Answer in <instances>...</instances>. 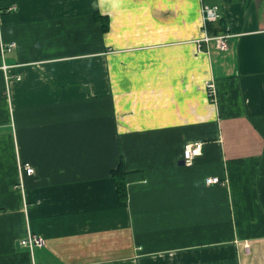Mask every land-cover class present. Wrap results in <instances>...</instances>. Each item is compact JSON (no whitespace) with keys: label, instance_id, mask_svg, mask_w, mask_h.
<instances>
[{"label":"crops","instance_id":"0c3cea01","mask_svg":"<svg viewBox=\"0 0 264 264\" xmlns=\"http://www.w3.org/2000/svg\"><path fill=\"white\" fill-rule=\"evenodd\" d=\"M118 3L186 43L115 104L101 87L98 108L74 71L109 46L92 13ZM204 7L226 52L198 44ZM14 145L34 169L21 197ZM28 230L42 247L20 245ZM0 264H264V0H0Z\"/></svg>","mask_w":264,"mask_h":264},{"label":"rangeland","instance_id":"374dc122","mask_svg":"<svg viewBox=\"0 0 264 264\" xmlns=\"http://www.w3.org/2000/svg\"><path fill=\"white\" fill-rule=\"evenodd\" d=\"M134 6L136 8V4H110L107 7V11H104L103 14L100 12L92 13L94 24L98 27V31L102 37L107 35L105 38L108 37L109 46L102 53V57L89 58L90 65L92 63L94 66L88 65L86 67H80L82 63L79 61L83 59H76L79 65L75 69L74 74H76L78 86H93L94 93H97V95H94L91 100H93V104L98 108L99 103L96 104L98 99L96 97L100 96L101 87H107L108 90H105L108 92L110 102L115 104L116 98L118 97V90L120 95L122 93L124 95H132L133 83L137 89L141 88L139 80H145L149 74L154 75L155 70L158 71L162 66H166L165 61L171 59L172 56H180L179 51L167 52L165 49H169L171 45L178 47L180 46L179 44L186 43L179 35H166V31L163 33L164 30L162 29L161 23L163 24L165 21L162 19V16L155 13L150 16L148 12L142 14L134 13ZM159 32L162 34H159ZM192 37L190 35L188 37L185 36V39L189 38V42H191ZM98 60L99 62L96 63L95 61ZM149 61H157L160 64H157L158 66L155 67H150L148 64ZM112 63L116 65L111 66ZM83 72L84 76L89 77L87 79L89 84L82 82L81 75H83ZM113 108L115 107L113 106ZM87 110L88 106L85 107V110L79 106L76 111ZM123 117L121 116V119ZM123 123L122 125L125 127H129L130 125L125 121ZM116 124L114 123L109 126V139H116V132L111 131V129L116 130ZM94 134L95 132H93ZM14 155V179L12 188L16 192L15 194L21 197V194L25 190L23 166L27 163H22L19 158V148L15 147V145ZM32 175H34V169ZM126 200L127 196L125 200L120 201L126 202ZM24 213L27 216L25 208ZM93 214L98 215V213ZM28 234L35 236L30 234L29 230ZM25 239H22L20 243Z\"/></svg>","mask_w":264,"mask_h":264},{"label":"built area","instance_id":"2783aa9c","mask_svg":"<svg viewBox=\"0 0 264 264\" xmlns=\"http://www.w3.org/2000/svg\"><path fill=\"white\" fill-rule=\"evenodd\" d=\"M219 19V16L217 14V9L215 7L209 8L204 7L201 9V24L204 36L203 38L198 41V44H208L210 42H214L215 48L220 52H226L228 49V43L229 39L231 38L228 35H221V36H209L206 35L205 26L206 23H211L214 21H217ZM13 47V45H9L7 47V50H10V48ZM5 69V67H3ZM20 77H16V81H19ZM210 91L212 90V86H208ZM203 148V143L201 142H191L184 145L182 150V162L184 166H189L193 160L201 155ZM33 174V169L29 164H24L23 166V176H31ZM206 185H218L220 184L218 179L210 178L207 179ZM22 246L28 247L29 250H31L33 247H42L44 245V240L40 237L31 236L28 234L27 238L20 243Z\"/></svg>","mask_w":264,"mask_h":264},{"label":"trees","instance_id":"16d2710c","mask_svg":"<svg viewBox=\"0 0 264 264\" xmlns=\"http://www.w3.org/2000/svg\"><path fill=\"white\" fill-rule=\"evenodd\" d=\"M224 1H231V0H224ZM220 25H221V20L218 21V26ZM211 26H212L211 23H206L205 30L209 28L211 31H213V28ZM211 35H216V34L214 32ZM110 176L114 181L118 199L125 200L126 192H125L124 172L122 170V165L120 164L115 170L111 171Z\"/></svg>","mask_w":264,"mask_h":264},{"label":"water","instance_id":"95a60500","mask_svg":"<svg viewBox=\"0 0 264 264\" xmlns=\"http://www.w3.org/2000/svg\"><path fill=\"white\" fill-rule=\"evenodd\" d=\"M183 164V163H182Z\"/></svg>","mask_w":264,"mask_h":264}]
</instances>
